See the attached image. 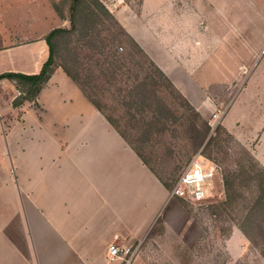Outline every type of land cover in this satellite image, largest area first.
I'll return each instance as SVG.
<instances>
[{
  "label": "crops",
  "instance_id": "obj_1",
  "mask_svg": "<svg viewBox=\"0 0 264 264\" xmlns=\"http://www.w3.org/2000/svg\"><path fill=\"white\" fill-rule=\"evenodd\" d=\"M9 1L0 0V59H8L0 75L37 74L46 36L70 20L54 0ZM108 9L202 117L224 113L221 124L264 167V87L241 88L230 107L184 88V45L165 44L143 6L141 14ZM20 95L14 81L0 80V264H104L111 244L140 245L172 200L168 189L62 68L35 101L15 107ZM147 200L153 214L149 207L146 225L136 226L135 202Z\"/></svg>",
  "mask_w": 264,
  "mask_h": 264
},
{
  "label": "rangeland",
  "instance_id": "obj_2",
  "mask_svg": "<svg viewBox=\"0 0 264 264\" xmlns=\"http://www.w3.org/2000/svg\"><path fill=\"white\" fill-rule=\"evenodd\" d=\"M101 1L114 11L129 5L138 14L142 13L143 6L145 14L150 16V25L155 32L162 33L165 44L177 49L179 40L184 45L182 62L189 73V77L184 78V88L196 92L202 90L214 99H226L230 107L239 103L244 94L238 95L241 88L264 87V0ZM19 3L20 0H10L6 6ZM69 3L70 0H54L66 17ZM6 32L9 33L10 29L7 28ZM128 50L129 43L122 42L119 51L126 53ZM7 63V58L0 59L1 68ZM158 93L175 111L177 118L170 123L169 131L152 137L145 145V152L160 176L172 184L201 154L208 138L193 147L186 130L189 112L165 89L160 88ZM205 115L207 117L203 118L213 131L221 125L224 113L215 108ZM214 115L221 116V119L214 118ZM222 138L225 139L224 151L214 150V162L221 169H235V160L244 157V149L249 150L235 137L230 139L222 135ZM211 187V198L203 205L168 199L151 221L140 245H133L139 246V251L131 264H264V230L247 227L261 244L258 247L242 230L247 216L244 204H249L254 193L243 188L246 200H241L222 217H216L211 214L209 206L225 200L222 171L214 178ZM144 205L135 202V214L141 215L136 226L146 225L149 207L152 210L150 215L153 214V203ZM104 264L126 263L104 256Z\"/></svg>",
  "mask_w": 264,
  "mask_h": 264
},
{
  "label": "trees",
  "instance_id": "obj_3",
  "mask_svg": "<svg viewBox=\"0 0 264 264\" xmlns=\"http://www.w3.org/2000/svg\"><path fill=\"white\" fill-rule=\"evenodd\" d=\"M54 8L60 17H66L59 5L54 4ZM67 16L69 26L55 28L46 36L48 55L37 74L7 72L0 75V80L14 81L21 89V95L14 100L15 107L25 101H35L54 71L62 68L169 192L177 180L172 184L164 180L145 152V145L152 137L169 131L170 123L177 118L159 95L160 88L168 91L189 112L186 130L193 147L208 138L201 151L203 158L214 162V150L224 151L222 135L234 139L222 124L212 131L198 110L101 0H70ZM125 41L129 43V50L122 53L119 47ZM243 156L235 160V169H222L225 200L211 204L209 209L211 214L222 217L241 200H246L243 188L254 193L249 204H244L247 216L242 230L258 247L261 244L247 227L264 230V167L246 149Z\"/></svg>",
  "mask_w": 264,
  "mask_h": 264
},
{
  "label": "built area",
  "instance_id": "obj_4",
  "mask_svg": "<svg viewBox=\"0 0 264 264\" xmlns=\"http://www.w3.org/2000/svg\"><path fill=\"white\" fill-rule=\"evenodd\" d=\"M218 118V115H214ZM221 119V116L218 118ZM202 159L201 154L196 156L184 169L169 192L171 199H184L196 205L205 204L212 195V181L221 174V167L213 162ZM139 251L138 247L120 245L113 243L109 246L108 256L112 261L120 260L131 264L133 258Z\"/></svg>",
  "mask_w": 264,
  "mask_h": 264
}]
</instances>
